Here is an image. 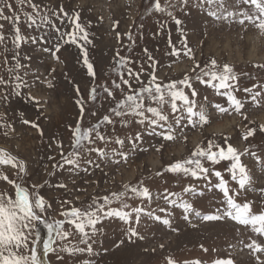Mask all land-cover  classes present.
<instances>
[{
  "label": "rangeland",
  "instance_id": "obj_1",
  "mask_svg": "<svg viewBox=\"0 0 264 264\" xmlns=\"http://www.w3.org/2000/svg\"><path fill=\"white\" fill-rule=\"evenodd\" d=\"M31 2L37 9L27 3L20 5L17 0H0L3 15H19L21 33L37 38L36 43L29 39L17 47L13 43L17 25L12 19L0 18L3 25L0 32L4 36L0 42V78L6 82L0 83V149L17 158L16 167L0 165V173L7 174L9 180L33 194L38 193L46 202L41 214L43 221L36 222L30 236L34 242L30 247L36 248L44 264H169V257L176 264H193L197 260L200 264H214L218 259H231L233 264L264 262V252H254L248 247L253 241L264 246V236L224 216L226 203L223 193L214 187L219 178L213 175L214 171H220L228 182L230 194L239 192L235 196L237 202H252L253 213L264 212V130H261L264 32L247 19L240 23L243 13L256 14L253 6L243 0H223V4L219 0L213 4L205 0H187V4L183 0H159L162 6H167L166 11L159 12L153 7L154 0ZM8 3L12 5L10 9L6 7ZM25 13L36 16L38 23L40 17L49 23L39 28L29 27ZM76 13H79L78 23L88 33L89 42L80 40L83 48L77 43L59 41L55 31L59 28L61 33L72 32L70 21L75 20ZM177 20L181 23L177 24ZM41 36L44 41L39 39ZM57 43H61L56 53L58 60L51 51H44L54 50ZM85 49L94 77L83 62ZM121 58H126L128 63L118 71ZM212 60L216 61L217 71L224 65L231 67L230 75L235 79L229 83L243 104L239 111L229 107L226 96L196 80V75L210 67ZM129 68L140 73L138 81L127 75ZM120 73L123 79L130 80L134 89L149 84L153 73L156 83L161 85L190 77L197 95L191 96L188 88L184 91L195 101L196 111L204 110L208 122L201 124L198 117H193L197 123L192 126L182 107L173 113L168 104L163 106L168 116L166 122H161L163 128L147 121L141 124L138 116H112L110 110L116 101L129 91ZM117 84L121 85L120 89L116 88ZM104 87L111 89L114 96H107ZM92 88L97 89L94 101L90 99ZM79 102L83 103V114ZM145 103L151 102L146 99ZM217 104L228 111H218ZM181 114L185 119L177 124L176 118ZM105 115L112 116L113 121L100 128L107 142L93 137L94 142H85L78 158L69 157L74 151V129L92 127ZM169 126L175 136L173 140L161 135L168 132ZM251 129L255 130L254 134L245 139ZM117 138L123 144L116 143ZM209 142L223 147L231 144L243 153L241 161L251 178L249 185L241 190L232 180L227 171L229 161L218 164L202 161L209 168L207 178L167 171L169 165L190 158L199 147L207 149ZM97 148L104 150L103 156L95 151ZM65 157L77 159L78 166L65 163ZM21 161L26 165L24 172L20 171ZM143 187L149 189L150 199L131 191ZM189 187L192 191H184ZM122 192L127 195L109 207L122 208L127 204L124 210L129 212L143 208L139 223L134 212L131 222L102 217L95 232L87 229L86 244L81 243L82 237L71 225L65 224V230L72 235L60 240L53 232L52 247L56 251H45L44 245L50 239L46 223L55 227L57 221L65 220L66 210L73 207L84 210L89 205L102 204L105 196ZM0 193L14 197L15 187L0 178ZM184 201L192 205L193 211L186 212L179 206ZM197 211L201 216L219 214L224 218L205 221L195 215ZM156 216L161 220L154 219ZM163 219H168L170 226L162 223ZM130 228L138 235H132ZM88 245L91 252L70 255L62 251L64 247L86 249Z\"/></svg>",
  "mask_w": 264,
  "mask_h": 264
},
{
  "label": "snow or ice",
  "instance_id": "obj_2",
  "mask_svg": "<svg viewBox=\"0 0 264 264\" xmlns=\"http://www.w3.org/2000/svg\"><path fill=\"white\" fill-rule=\"evenodd\" d=\"M208 4H213L216 0H205ZM221 4H223V0H219ZM244 3H248L253 6L255 10V15H248L247 12L243 13L244 19L240 20V23L243 24L244 20L247 19L250 23L256 24V26L264 32V0H243ZM17 3L20 5H24L25 3L29 4L33 9H37V6L31 2V0H17ZM184 4H187V0H183ZM7 8H11L12 5L8 3L6 5ZM154 9L159 12L166 11L167 6H162L159 0H154ZM4 8L0 7V18L3 19H12V22L16 24L15 27V37L13 43L19 47L21 43L27 42L29 39L32 40L33 43H36V37H26L24 36L20 28L18 26L20 21V16L13 14V17H7L3 15ZM211 15L215 16V12H211ZM25 22L29 27L35 26L37 28L40 27L41 24H48L49 21L40 17V22H37V17L31 13H25ZM66 16L67 13H64ZM171 15V12H169ZM229 15H235L234 13H229ZM79 13H76L75 20L70 21L73 24V31L61 33L59 28H56L55 31L59 34L58 40L67 43H77L80 44V40L82 39L84 42L88 41V33L83 29V27L78 23ZM258 21V23H257ZM177 24L181 23L179 20L176 21ZM3 25H0V29H2ZM65 37H68V40H65ZM41 41H44V37L41 36L39 38ZM4 36L3 33L0 32V42H3ZM46 42V41H45ZM61 47V43H57L55 45V49L45 48L44 51H51L54 58L59 59L56 56V53L59 52ZM80 47L83 48L84 45L80 44ZM191 50L189 49V54ZM179 55V52L175 53ZM151 59V58H150ZM84 64L87 66L88 72L93 77L95 76V72L93 69V65L89 62L87 58V51L84 50ZM128 63L126 58H121L118 64L119 68L123 67ZM17 67H20L17 64ZM199 68V65H196ZM217 64L215 60L210 62V67L206 66L205 69H201L200 74L196 75V80L202 84H206L216 89L219 94L226 96L229 101V107L234 108L235 111H239L243 104L239 99H237L232 91L233 85L229 83V81L234 80L235 77L230 75L232 69L229 65H224L223 69L217 71ZM196 69H193L195 72ZM123 85H126L129 89L127 94L123 95V98L116 101V106L112 108L111 114L116 117H127V116H138L140 117L139 123L143 124L146 121L151 125H157L163 128L162 121L166 122L168 120V116L163 112V106L168 104L171 111L173 113L179 112L181 107L183 108L184 113L187 114L186 118L192 126H195L197 121L193 120V117H198V122L203 124L208 122V117L205 114L204 110L196 111L195 101L190 99L189 95L184 91V88H188L191 90V96H196L197 93L195 89L192 87L191 78L186 76L183 80L179 82H170L166 85H161L156 83L155 74H152L151 81L149 84L139 87L133 88L129 79H123V73H120ZM127 75L132 78L139 80L140 73L133 72L131 68L127 70ZM207 77V79H205ZM17 80L20 78L17 76ZM0 83H6L3 78H0ZM178 84L181 87H178ZM17 88L20 87L19 84L16 85ZM117 89L121 88V85H116ZM224 89L225 91L221 92L220 90ZM122 91V89H121ZM245 91H251L250 89H245ZM103 92L106 93L107 96H114V92L107 88H103ZM257 95H259L257 93ZM90 99L93 101L97 99V89L92 88L90 90ZM150 101L151 103L146 104L145 100ZM253 100H255V96H253ZM177 101H181L182 104L178 106ZM81 103V112L83 114L84 106ZM155 104L156 106H152ZM218 111L227 112L228 108H225L219 104L215 105ZM146 113H150L151 116L146 115ZM112 116L105 115L103 118L97 122L95 125L89 128H81L77 126L74 129V151L69 154V157H79L80 150L85 147V142L91 144L94 142L93 137L98 140H102L107 142L108 138L100 134V128L103 124L108 123L111 124ZM185 119V116L181 114L176 118V123L179 124L181 120ZM25 123H29L25 121ZM38 127V125H33ZM261 130H264V125L261 126ZM172 129L169 126V130L166 133H161L167 140L175 139V136L172 134ZM254 129L249 130L244 138L247 139L248 136L254 134ZM137 138H139V134H137ZM116 143L123 144V140L117 138ZM216 148V151H213V148ZM92 151L93 149H88ZM101 156L104 155V150L97 148L95 149ZM243 153H240L238 149L234 148L231 144H228L227 147H223L220 145H213L211 142L208 144V148L204 149L199 147L193 155L184 160L177 161L174 164L168 166L167 171L172 173H183L184 175H191L193 177L199 178H207V174L209 172V168L204 167L202 161L207 160L212 164H218L221 161H229L230 167L227 168V171L231 174L232 180L236 181L239 185V188L242 190L246 185L250 184V176L248 175V171L246 165H244L241 161V156ZM65 157V163L69 165H77V159ZM17 158L12 156L11 153H8L6 149H0V165H11L12 167L17 166ZM91 163V161H89ZM20 171H26V165L24 162H20ZM213 175L219 178V183L214 185V187L220 190L224 196V202L226 203V210L224 211V216L236 221L237 223L249 226L252 231L257 233L258 235L264 236V212L253 213L252 212V202H244L243 204L237 202L235 196L239 195V192L230 194L228 182L224 180L223 175L220 171H214ZM0 178L4 179L6 182L13 184L15 187L14 197L11 194L0 193V264H44L42 259L39 257V254L36 248L30 247L31 243L30 236L32 234L33 229L36 227V222L43 221L42 213L46 209V202L42 196L38 193L33 194L29 191L28 188L24 187L21 184H17L14 180H9L7 174L0 173ZM63 186V185H61ZM131 191L141 197L151 198V193L147 187H143L140 189L132 188ZM184 191L190 192L192 188H186ZM126 192L122 193H112L111 196H105L103 198V203H96L95 205H89L86 209L82 210L80 208H71L66 210L63 215L65 216V220L57 221L55 227L52 224L46 223V227L49 230V242L44 245L46 252H54L55 248L52 247L53 241L51 240V235L54 232L56 237L60 240H66L72 233L65 230V224L71 225L76 232L82 237L81 243H87L89 238V233L87 231L88 228H91L93 232L96 231V224L101 220L102 217H119L121 220L126 222H131V217L133 212L136 213V222L139 223V216L142 212H144L143 208H135L132 212L125 211L124 209L128 207L127 204H123L122 208H111L109 207L114 201H121L124 196H126ZM175 195V194H173ZM200 195H203L201 192ZM167 199V196H165ZM171 203L175 204V201H171ZM186 212L193 211V207L190 203L184 201L179 205ZM50 207V205H48ZM217 213L220 212V209L216 210ZM151 215V213H148ZM197 217L202 218L205 221L208 220H218L223 219L224 216L219 214H207L201 216L200 212H195ZM187 219V217H185ZM156 220H161V217H154ZM162 223L170 226V221L168 219H163ZM130 232L132 235H138L135 232V229L130 228ZM38 235V233H37ZM35 243H38L36 241ZM161 247H163L161 245ZM249 248H252L254 252H264V246L256 243L255 241L252 244L248 245ZM62 251L74 255L77 253H81L84 251L91 252V245L85 248L79 247H64ZM205 251H207L205 249ZM58 259H62V257H58ZM259 262V257H257ZM169 264H176L174 260L169 257ZM187 264V262H185ZM193 264H200V261H194ZM214 264H233L231 259H218L214 261ZM259 264H264V262H259Z\"/></svg>",
  "mask_w": 264,
  "mask_h": 264
},
{
  "label": "bare ground",
  "instance_id": "obj_3",
  "mask_svg": "<svg viewBox=\"0 0 264 264\" xmlns=\"http://www.w3.org/2000/svg\"><path fill=\"white\" fill-rule=\"evenodd\" d=\"M24 134V133H23ZM32 134V133H31Z\"/></svg>",
  "mask_w": 264,
  "mask_h": 264
}]
</instances>
